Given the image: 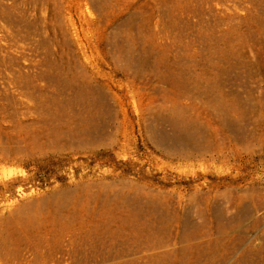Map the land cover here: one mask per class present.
Returning <instances> with one entry per match:
<instances>
[{
	"label": "rangeland",
	"instance_id": "374dc122",
	"mask_svg": "<svg viewBox=\"0 0 264 264\" xmlns=\"http://www.w3.org/2000/svg\"><path fill=\"white\" fill-rule=\"evenodd\" d=\"M85 117L0 164V264H264V0H0V149Z\"/></svg>",
	"mask_w": 264,
	"mask_h": 264
},
{
	"label": "bare ground",
	"instance_id": "6f19581e",
	"mask_svg": "<svg viewBox=\"0 0 264 264\" xmlns=\"http://www.w3.org/2000/svg\"><path fill=\"white\" fill-rule=\"evenodd\" d=\"M86 118L83 123H79L77 120L67 125L59 122L56 126L45 125V127L33 128L31 131H25L20 126V134L24 135L25 146L12 148L9 153H4L0 149V164L33 165V169L36 171L39 170L37 167L47 165L50 159L56 160L55 164L65 166L67 164L63 162L70 164L75 161V157L80 158L82 153H87L84 156L96 154L97 152L91 149L90 142L92 138L102 139L104 137L105 125L103 120ZM14 140L15 138H11L10 142ZM23 148L29 150L28 155H24ZM75 166L77 169H83L85 164L80 162L75 163ZM34 175H30V177ZM18 177L21 178L20 181L29 179V176L20 175ZM6 181L0 182L2 188L7 187L8 182Z\"/></svg>",
	"mask_w": 264,
	"mask_h": 264
}]
</instances>
